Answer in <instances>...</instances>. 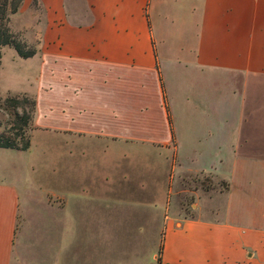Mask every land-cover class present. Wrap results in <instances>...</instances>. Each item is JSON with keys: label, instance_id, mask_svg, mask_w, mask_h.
I'll list each match as a JSON object with an SVG mask.
<instances>
[{"label": "crops", "instance_id": "1", "mask_svg": "<svg viewBox=\"0 0 264 264\" xmlns=\"http://www.w3.org/2000/svg\"><path fill=\"white\" fill-rule=\"evenodd\" d=\"M9 26L36 52L2 48L0 95L35 111L0 148V264H264V0H22ZM141 160L213 182L160 241Z\"/></svg>", "mask_w": 264, "mask_h": 264}, {"label": "trees", "instance_id": "2", "mask_svg": "<svg viewBox=\"0 0 264 264\" xmlns=\"http://www.w3.org/2000/svg\"><path fill=\"white\" fill-rule=\"evenodd\" d=\"M21 1L0 0V64L4 46L12 47L22 58H28L36 52L35 47L29 46L20 34L14 33L9 26L10 16L17 12ZM0 110L6 111L10 116L9 127L0 131V148L27 150L30 135H26V131L32 128L35 100L26 94L0 96Z\"/></svg>", "mask_w": 264, "mask_h": 264}, {"label": "rangeland", "instance_id": "3", "mask_svg": "<svg viewBox=\"0 0 264 264\" xmlns=\"http://www.w3.org/2000/svg\"><path fill=\"white\" fill-rule=\"evenodd\" d=\"M21 36V34H20ZM22 37V36H21ZM23 38V37H22ZM31 47H35L34 45H30ZM264 93V91H263ZM1 96V95H0ZM2 97V96H1ZM10 119V116L6 113L4 110H0V131L6 130L9 127L8 121ZM31 134V129H27L26 135ZM10 151V150H5ZM23 158H21L18 162L21 165L27 164L28 162H32L37 169L38 161H41L44 165L48 164L49 168H52L53 166V151H44L42 154L38 149L35 147V145L32 148V151L30 154H23ZM5 162L4 157H0V166H2ZM47 165V166H48ZM46 166V168H47ZM149 165L146 161L141 160L140 163H137L136 165V178L135 180L131 182H126V186L129 187L130 185L138 190L141 189L142 191L151 190L153 193L156 194L157 204L159 208V241L162 239L161 235V226H162V215L161 213L164 210V207L166 205V202L169 205H175L178 201H180L184 206V211L186 213H189L193 210L194 204H195V194L193 191L197 188V186H200V188L203 189H210L213 185V182L209 178V176H191V177H182L180 180V185L176 183V180L174 179L172 183L169 184V186L172 188V192H167L168 188V182H167V176L163 177V173L160 170L158 171V178L156 181L153 180L154 176L149 175L147 171L149 172ZM130 188V187H129ZM188 189V191H187ZM175 194L179 195L178 198H176ZM210 203V202H209Z\"/></svg>", "mask_w": 264, "mask_h": 264}]
</instances>
